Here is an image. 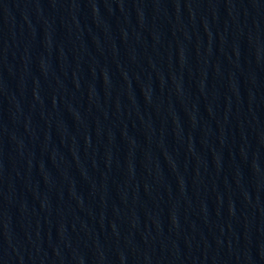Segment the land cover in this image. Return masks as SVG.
Instances as JSON below:
<instances>
[{"label":"water","instance_id":"95a60500","mask_svg":"<svg viewBox=\"0 0 264 264\" xmlns=\"http://www.w3.org/2000/svg\"><path fill=\"white\" fill-rule=\"evenodd\" d=\"M0 264H264V0H0Z\"/></svg>","mask_w":264,"mask_h":264}]
</instances>
